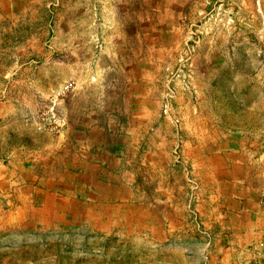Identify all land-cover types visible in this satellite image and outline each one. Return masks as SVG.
Instances as JSON below:
<instances>
[{"label":"rangeland","instance_id":"1","mask_svg":"<svg viewBox=\"0 0 264 264\" xmlns=\"http://www.w3.org/2000/svg\"><path fill=\"white\" fill-rule=\"evenodd\" d=\"M263 35L264 0H0V264H264L194 162L246 157Z\"/></svg>","mask_w":264,"mask_h":264},{"label":"crops","instance_id":"2","mask_svg":"<svg viewBox=\"0 0 264 264\" xmlns=\"http://www.w3.org/2000/svg\"><path fill=\"white\" fill-rule=\"evenodd\" d=\"M242 112L246 113L249 119L253 116L251 114L253 112L252 108H247ZM232 129L235 133V143L238 144V147L235 148L236 153L240 155L242 153L246 157L235 156V160L232 162L231 174L228 172L225 175L222 167H209L207 156L204 154L201 144L199 145L200 157L194 162L197 163L199 170L197 174L200 180H207L209 172L211 176L215 177L217 185L225 182V176L228 180H231L230 184L233 192L230 202L234 218L231 228L239 231L246 228L244 232L248 234L251 240L249 244L254 246V250H257L261 249L262 246L264 248V213L259 208L260 197L264 195V123L262 125L250 122L244 125L238 124ZM250 133L263 134H258L254 138L253 134ZM173 210L177 212V206L171 204V211ZM262 252L264 251L254 252L252 254L253 258H264Z\"/></svg>","mask_w":264,"mask_h":264}]
</instances>
